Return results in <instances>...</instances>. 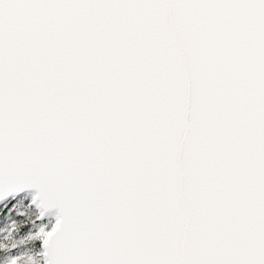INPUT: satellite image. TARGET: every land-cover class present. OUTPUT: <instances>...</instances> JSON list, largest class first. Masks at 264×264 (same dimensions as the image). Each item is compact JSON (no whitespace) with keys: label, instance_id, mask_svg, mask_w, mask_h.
Returning a JSON list of instances; mask_svg holds the SVG:
<instances>
[{"label":"snow or ice","instance_id":"1","mask_svg":"<svg viewBox=\"0 0 264 264\" xmlns=\"http://www.w3.org/2000/svg\"><path fill=\"white\" fill-rule=\"evenodd\" d=\"M0 264H264V0H0Z\"/></svg>","mask_w":264,"mask_h":264}]
</instances>
